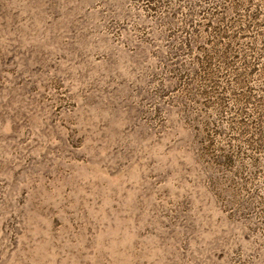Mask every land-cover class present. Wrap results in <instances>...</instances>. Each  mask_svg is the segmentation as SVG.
I'll list each match as a JSON object with an SVG mask.
<instances>
[{
    "label": "rangeland",
    "instance_id": "374dc122",
    "mask_svg": "<svg viewBox=\"0 0 264 264\" xmlns=\"http://www.w3.org/2000/svg\"><path fill=\"white\" fill-rule=\"evenodd\" d=\"M0 264H264V0H0Z\"/></svg>",
    "mask_w": 264,
    "mask_h": 264
}]
</instances>
